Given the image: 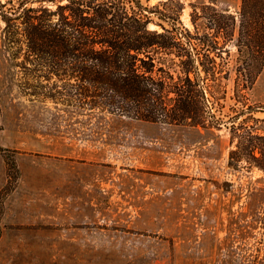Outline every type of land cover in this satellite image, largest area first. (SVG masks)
I'll return each instance as SVG.
<instances>
[{"label":"rangeland","instance_id":"rangeland-1","mask_svg":"<svg viewBox=\"0 0 264 264\" xmlns=\"http://www.w3.org/2000/svg\"><path fill=\"white\" fill-rule=\"evenodd\" d=\"M22 3L0 0V264H264V172L230 165L231 118L264 119V67L249 69L240 104L238 30L215 39L214 20L238 17L241 0H142L151 30L227 51L226 95L198 129L35 96L7 49V15Z\"/></svg>","mask_w":264,"mask_h":264},{"label":"trees","instance_id":"trees-1","mask_svg":"<svg viewBox=\"0 0 264 264\" xmlns=\"http://www.w3.org/2000/svg\"><path fill=\"white\" fill-rule=\"evenodd\" d=\"M24 1L7 15V49L13 61L22 59L24 87L35 96L89 116L208 128V104L226 95L230 76L218 41L163 26V33L151 30L142 0ZM34 3L40 5L28 7ZM214 24L215 39L226 45L238 30L236 97L244 105L249 69L264 67V0H241L238 17ZM237 116L231 118L236 149L230 165L246 162L264 172V119Z\"/></svg>","mask_w":264,"mask_h":264},{"label":"bare ground","instance_id":"bare-ground-1","mask_svg":"<svg viewBox=\"0 0 264 264\" xmlns=\"http://www.w3.org/2000/svg\"><path fill=\"white\" fill-rule=\"evenodd\" d=\"M151 29H153V27H151Z\"/></svg>","mask_w":264,"mask_h":264}]
</instances>
